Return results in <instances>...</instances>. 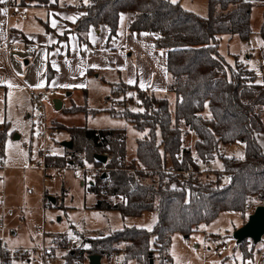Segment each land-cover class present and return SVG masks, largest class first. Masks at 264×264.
<instances>
[{"label": "trees", "instance_id": "16d2710c", "mask_svg": "<svg viewBox=\"0 0 264 264\" xmlns=\"http://www.w3.org/2000/svg\"><path fill=\"white\" fill-rule=\"evenodd\" d=\"M22 2L58 6L59 0ZM83 8L86 13L78 17L75 28L81 44L90 46L91 27L99 28L102 24L110 28L108 39L117 36L120 15L124 11L134 13L129 25L131 31L158 33L156 46L167 50V87L176 95V101L172 106L167 97H158L134 84L120 83L112 89L118 101L107 112L126 118L139 131H147L137 140L135 157L127 158L126 133L122 129L67 127L55 122L61 130L70 133L73 147L62 146L64 153L48 161L62 166L70 162L101 166L103 163L95 155L111 152L113 156L106 165L117 169L108 171L106 176L96 174L92 185L88 181L85 183L96 194L105 189L106 195L120 200L114 203L99 199L95 208L118 211L123 219L141 216L147 211L158 212L152 230L126 225L110 232H82L88 236L83 242L86 246L83 252L104 256L120 250L125 254V264L130 260L150 264V259L157 256L170 260L174 233L189 236L200 224L212 222L222 212L243 214L250 197L264 201V150L257 139L264 133V83L256 82L254 72L238 62L237 69L229 71L218 52V42L223 35H237L243 40L250 38L253 2L208 0L207 17L171 0H93ZM53 74L49 68L48 79ZM129 91L136 95L139 109L128 107ZM82 109L85 110L69 108L71 112ZM180 122L196 135L195 151L183 146ZM6 137V123H0L2 157ZM237 141L245 143V153L236 160L224 157L226 172L233 174L228 181L216 174L189 175L180 180L163 171L193 167L194 154L215 157L221 144ZM180 151L182 157L178 155ZM132 168L157 171L150 176L140 173L142 180L132 189L137 182L130 171ZM108 181L111 185H107ZM247 240L238 245L245 246ZM254 247L259 249L256 244ZM1 252L0 245V255ZM245 257H251L248 250ZM76 258L73 256L70 261Z\"/></svg>", "mask_w": 264, "mask_h": 264}, {"label": "rangeland", "instance_id": "374dc122", "mask_svg": "<svg viewBox=\"0 0 264 264\" xmlns=\"http://www.w3.org/2000/svg\"><path fill=\"white\" fill-rule=\"evenodd\" d=\"M171 1L179 3L184 9L191 10L201 17H207L209 14L208 0ZM30 3L32 4L23 8V11L28 14L22 9L19 10V14L26 13L30 16L26 22L27 30L45 33L46 26L39 18H45L47 11L44 6ZM80 7L81 15L85 14L86 9L83 6ZM126 15L128 14H123L117 36L110 40L109 37L98 34L94 38L93 45H90L93 51L88 52L87 48L83 49L79 44L80 48L76 50L77 41H71L70 45L62 43L60 46L56 43L55 48L50 49L51 54L46 56V62L49 61L47 68H51L54 72L48 81L44 80V72L47 69L44 66V59L39 56L43 49L41 47L35 56H25L20 59L28 82H30V73V77L34 75L42 80L40 85L30 82L25 88L0 86V123H6L7 132L3 158L5 164L15 165L9 166L5 175L0 170V207L4 200L8 208L16 209L19 206L32 208L37 213L36 216L34 215L35 220H39L44 210L49 218L45 222L48 227L77 241L88 237L82 233L84 230L104 231L109 228H122L125 224H136L152 230L158 220V212L148 211L136 219L122 220L115 213L91 207L98 197L89 192L87 185H82L85 179L84 172L66 169L57 174L53 181L46 182L39 170L25 168L30 164L31 143L37 129L34 102L30 91L32 88L55 90V96H48L45 100L49 119H57L73 127L124 130L127 154H135L137 140L147 131H139L126 118L113 116L107 112V109L115 106V101H118V97L112 92L113 87L120 83L134 84L141 89L153 92L158 97H167L172 104L175 103V94L170 93L167 87L169 82V73L166 70L167 50L157 48V35L154 32L131 31L125 22ZM263 19V7L257 2L253 3L251 13L253 33L250 38L243 40L237 35H223L218 42L219 55L228 70L237 69L238 62L254 72L255 81L258 83H264ZM26 58L30 60L29 65H25ZM88 68L91 69L90 72ZM129 81L132 82L129 83ZM78 85L83 86L78 87ZM127 95L128 107L139 109L136 95L132 91H129ZM54 99L62 101L64 105L61 109H56ZM72 106H82L85 110L71 112L69 108ZM93 110L99 111L93 113ZM205 114L209 115V112L206 111ZM178 125L183 131V146L191 147L195 151L196 135L189 131L184 122ZM69 137L71 136L67 130H60L56 136L55 149H61L62 142ZM257 139L264 149V133H260ZM33 143V154H37V147L43 144V141L36 139ZM219 147L224 149L227 156L242 157L245 153V143L242 141L229 145L221 144ZM52 195L57 196L58 204L44 208V199ZM105 199L114 203L120 200L108 195ZM262 204H264L263 200L250 197L246 201L243 214L234 211L222 212L212 222L200 224L189 236L180 232L174 233L169 250L170 260L168 257L161 260L157 256L154 264H248L249 257H245L247 248L236 243L233 232L244 225L249 215ZM59 217L60 220H58ZM14 223H11L12 230ZM17 234V236L7 235L9 245L30 243L23 235L22 229H17ZM223 242H227L229 248L216 254L215 248ZM256 245L264 247V236ZM128 264H138V262L130 260Z\"/></svg>", "mask_w": 264, "mask_h": 264}, {"label": "built area", "instance_id": "2783aa9c", "mask_svg": "<svg viewBox=\"0 0 264 264\" xmlns=\"http://www.w3.org/2000/svg\"><path fill=\"white\" fill-rule=\"evenodd\" d=\"M73 2L77 7H80L86 4H92L93 0H73ZM1 6L14 10L16 13H19V10L22 8V4L18 0H4V2L1 3ZM21 16L22 18H27L28 15L26 13H22ZM3 47L15 51H20L22 49L14 41L4 43ZM30 95L34 102V115L37 123V129L34 136L42 140L43 144L37 147V154H31L30 164L25 168L41 171L46 182L53 181L57 174L62 173L66 169L82 171L84 172V176L88 179L89 177H92L93 179V177L98 173L107 175L108 171L117 169L110 168L106 165L107 161H109V159L113 156V154L108 151L103 152V154L107 156V161L101 166H96L88 162L84 164H73V162H70L66 166L49 162L48 159L50 157L58 155L54 144H56V136L61 130L53 120L48 118L45 107V100L48 96H55V90L52 88H32ZM178 155L179 157H182V151H180ZM224 157H229L233 160L238 158L236 156H227L224 149L219 147L215 157H201L198 154H194L193 167L188 169H166L163 171L171 173L173 176H177L180 180L187 178L189 175L201 177L206 174H216L224 180H229L232 178L233 174L226 172ZM7 169L8 166L5 164L3 157L0 155V170L5 173ZM123 170L126 169L123 168ZM130 171L134 173L137 180V182L132 186V189H136L137 183L142 180L140 173H145L150 176L157 170L151 168H132ZM107 185H111V182L108 181ZM103 193L105 194V189ZM44 200V208H48L52 202L49 199ZM0 211V245L2 251L0 255V264H14L15 261H18L21 264H89V254L82 251V248H86V246L83 245L84 240H73L61 234L49 235L45 225L42 223L35 224L36 229L43 233L45 237V241L41 245H8L7 235L12 233V216H15L18 222L23 223L28 217L34 216L35 211L26 206H19L18 208L11 210L7 207L6 201L4 200L1 202ZM44 219L45 221L47 220L46 218ZM245 246L251 254L248 264H263L264 247L256 249L251 239H248L245 242ZM228 248L229 244L227 242H223L220 246L218 245L215 248V253L220 254ZM73 256H76L77 258L72 262L70 261V258ZM122 257L123 252L115 250L110 254L102 256V264H124Z\"/></svg>", "mask_w": 264, "mask_h": 264}, {"label": "crops", "instance_id": "0c3cea01", "mask_svg": "<svg viewBox=\"0 0 264 264\" xmlns=\"http://www.w3.org/2000/svg\"><path fill=\"white\" fill-rule=\"evenodd\" d=\"M20 1H22V0H20ZM251 1L253 3L257 2L258 4H260L263 7V11H264V0H251ZM21 3H22V8H21L22 11H23L24 7H27L28 5L32 4L30 2H25V3L21 2ZM44 7H45L44 9L47 11V13H45V18L41 17L39 19L44 24V26H46V32L45 33H34V32H30L26 28L27 27L26 22H27V20H29V17H30L29 15L27 16V18H22V16L19 13H16L14 10H10V9H7V8L1 6V3H0V86H7L10 88L11 87L12 88L13 87L25 88L26 86L29 85L30 82L34 85H40L42 80L40 78L35 77L34 75H32L30 77V73H29L30 82H28V80L26 78V74H25L26 71H25L23 65L21 64L20 59L22 57H25V56H30V57L35 56L38 49H40L41 47H43V49H41L42 51H41L39 56H41L44 59V66L47 68L49 61L46 62V56H47V54H51L50 49H54L56 43L60 46V44H62V43L63 44L67 43L68 45H70L71 41L72 42L77 41V45L75 48L76 50H79L78 48H80L79 46H81L83 49L87 48V51L89 52V51H93V47L92 48H90V47L93 45L92 43L94 41V38L98 34H102L103 36H105L107 38L109 37L110 28L108 27V25L102 24L99 26V28L91 27L89 34H88L89 35V41L92 44L91 46L80 43L78 36H77V33L75 32V28L77 27V19L81 15V7H77L74 4L73 0H59L58 6H45L44 5ZM5 9H6V12L4 11ZM23 12H26V11H23ZM124 13L128 14V15H126L127 17H126L125 22H126L127 27H129L130 22L134 18V13L131 11L122 12L120 15V22L122 20ZM53 20L56 22V27L52 26ZM263 22H264V19H263ZM262 25H263V23H262ZM119 27H120V24H119ZM154 33L157 35L156 38H158L159 34L156 32H154ZM8 41H14L22 49L20 51H15V50L3 47V44L8 42ZM78 44H79V46H78ZM69 55H70V52L68 53V56ZM39 56H38V60H39ZM24 62H25V65L30 64V60L28 58H26L24 60ZM45 67H44V69H45ZM166 70H167V61H166ZM44 80H45V82L48 81V68L44 72ZM54 101H55V99L53 100V102ZM175 101H176V95H175ZM63 105L64 104H62V107H63ZM173 105L174 104H172V106ZM72 107H82V106H72ZM72 107H70V108H72ZM97 111H99V110H97ZM28 115H31V114H28ZM51 120H53L54 122H57L61 125L67 126V125L63 124L62 122L58 121L57 119H51ZM67 127H73V126H67ZM74 127H77V126H74ZM93 129H95V128H93ZM112 129H119V128H112ZM36 139L40 140V139L36 138L33 134V141ZM67 140H71V137H69ZM33 141L31 143L30 154L33 153V147H34ZM126 143H127V141H126ZM56 150H57V153L59 155L60 154L62 155L65 151L63 147H61V149H56ZM135 155H136V152L133 155L127 154V158L131 159V158L135 157ZM7 166L9 167V166H15V165H7ZM3 175H5V173H3ZM86 176H88V175H86ZM85 178L87 180L83 179V181H82L83 186L87 185L85 183V181L86 182L88 181L91 185L93 184L92 177H89V179L87 177H85ZM88 189H89V192H91L92 194H94L98 197V199L96 201H93V203L91 204V207L95 208V204L97 203V201L101 198L105 199L106 194H104V193L96 194V193L92 192L89 187H88ZM52 196H54V195H52ZM54 197H56V203L55 204L52 203V204L57 205L58 204V198H57V196H54ZM9 209L14 210L13 207H11ZM42 211L43 212H41V217L39 218V220H35V217L31 216V217H28L30 220L27 218L28 220H26L23 223L18 222L17 218L15 216H12L11 223H13V222H15V223H14V227H13L11 234L17 236L18 235L17 229H22L24 232L23 235L30 241V243L29 244H20V245H11V246L41 245L45 241V237H44L43 233L39 232L36 229V226H35L36 223L44 224L49 235L61 233V232L55 231L51 227L47 226V223H45V222L47 220H49L48 214L46 211H44V210H42ZM102 211H105V210H102ZM105 212L115 213L118 217H121L122 220H125V219H123L122 215L118 211L106 210ZM35 214H37V213H35ZM141 216L132 217V219H136V218L141 217ZM32 217H34V219ZM44 218H46L47 220L45 221ZM60 219L61 218L59 217L58 220H60ZM129 219H128V221H129ZM126 225L127 226H138L136 224H125L124 226H126ZM138 227H142V226H138ZM116 229H121V228H114V229L109 228L107 230H104L103 232H110V231H113ZM83 232H85V233H90V232L96 233V232H102V231L99 229H96V230H91V231L90 230H84ZM79 233H81V232L79 231ZM0 237H1V235H0ZM79 237L81 238V236H79ZM7 243H8V239H7ZM124 257H125V254L123 252L122 258L124 259ZM14 264H21V263L18 261H15Z\"/></svg>", "mask_w": 264, "mask_h": 264}, {"label": "water", "instance_id": "95a60500", "mask_svg": "<svg viewBox=\"0 0 264 264\" xmlns=\"http://www.w3.org/2000/svg\"><path fill=\"white\" fill-rule=\"evenodd\" d=\"M54 104L56 109H61L63 103L61 100L55 99ZM62 146L71 149L73 147V141L65 140L62 142ZM95 157L102 163H105L107 161V156L103 153H97ZM103 176L106 175L103 174ZM48 199L53 204L56 203V197L49 196ZM263 236H264V204L258 205L255 208L254 212L249 215L247 222L233 232V237L236 240L237 244L243 242L246 239H251L254 244H258L262 241ZM88 259H89V264H102V255L100 254L89 255ZM150 264H154V258L150 259Z\"/></svg>", "mask_w": 264, "mask_h": 264}, {"label": "snow or ice", "instance_id": "6c2138e0", "mask_svg": "<svg viewBox=\"0 0 264 264\" xmlns=\"http://www.w3.org/2000/svg\"><path fill=\"white\" fill-rule=\"evenodd\" d=\"M4 2V0H0V3ZM6 12V9L4 10ZM52 26L56 27V22L53 20L52 22ZM132 81H129V83H131ZM83 85H78V87H82ZM64 87H67V85H64Z\"/></svg>", "mask_w": 264, "mask_h": 264}]
</instances>
